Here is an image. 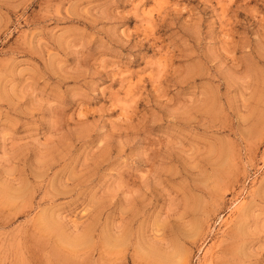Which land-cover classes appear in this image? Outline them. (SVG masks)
<instances>
[{
	"label": "rangeland",
	"instance_id": "1",
	"mask_svg": "<svg viewBox=\"0 0 264 264\" xmlns=\"http://www.w3.org/2000/svg\"><path fill=\"white\" fill-rule=\"evenodd\" d=\"M0 264H264V0H0Z\"/></svg>",
	"mask_w": 264,
	"mask_h": 264
}]
</instances>
